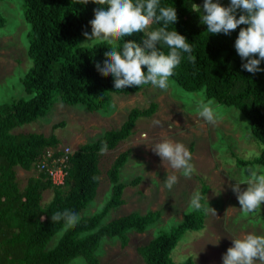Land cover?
I'll use <instances>...</instances> for the list:
<instances>
[{"label": "trees", "instance_id": "16d2710c", "mask_svg": "<svg viewBox=\"0 0 264 264\" xmlns=\"http://www.w3.org/2000/svg\"><path fill=\"white\" fill-rule=\"evenodd\" d=\"M23 17L29 24L27 54L31 66L21 78L27 98L0 103V264H68L77 257L86 264H98L95 251L101 240L117 237L122 247L129 241L127 232H143L160 217L159 210L145 213L129 212L101 224L107 211L124 202L125 183L119 180L120 168L128 158L129 149L121 151L106 173L111 184L110 198L96 213L78 218L77 223L66 225L63 217L52 219L51 214L68 208L78 213L96 196L100 182L98 165L100 148H114L128 138L140 116H150L157 109L151 101L143 108L132 107L118 128L106 130L96 140L85 142L69 157L64 184L54 186L42 171L27 178L20 188L16 180V167L24 170L35 164L46 147H57L59 139L54 133H14L19 125L44 116L54 102L83 104L89 110L105 108L110 94H129L142 86L113 89L110 74L98 70L95 60L103 61L106 40L82 46L84 31H90L88 21L95 14V4L73 3V0H20ZM99 3V0H96ZM161 5L173 6L177 20L169 30H175L192 44L194 61L182 57L174 69L173 81L191 92L201 91L204 97L234 106L249 121L252 136L262 145L259 154L251 159L237 158L239 165H264V71L249 73L241 68L242 61L233 43L240 27L229 35L208 34L206 25L199 22V13L192 11L193 3L202 0H160ZM227 5L228 0H220ZM0 13V27L5 23ZM146 35L134 33L122 39L139 40ZM122 42V41H121ZM167 53L163 44L157 45ZM264 68V62L259 65ZM143 70V66H142ZM149 86V85H147ZM59 121L52 129L63 126ZM140 177L128 182L135 185ZM52 189V197L42 204V192ZM203 187L201 192H205ZM203 211H190L168 231H160L147 243L137 247L145 264H175L170 256L186 230L203 228ZM62 229L56 244L47 247L52 236ZM181 264H196L187 257Z\"/></svg>", "mask_w": 264, "mask_h": 264}, {"label": "rangeland", "instance_id": "374dc122", "mask_svg": "<svg viewBox=\"0 0 264 264\" xmlns=\"http://www.w3.org/2000/svg\"><path fill=\"white\" fill-rule=\"evenodd\" d=\"M0 13L5 23L0 27V103L18 98H27L21 78L31 66L27 54L29 24L23 17L20 0H0ZM95 36L83 38L93 39ZM101 39L97 38V41ZM96 41V42H97ZM170 80L173 79L170 77ZM203 95L201 91L191 92L177 85L174 81L167 90H160L151 85L144 86L137 92L129 94H110V101L103 109L89 110L83 104H66L54 102L51 109L36 120L19 125L14 133L41 132L46 135L54 133L59 139L58 147L68 146L73 152L85 142L96 140L106 130L120 126L132 107L143 108L151 101L157 103L156 111L150 116L136 119L131 135L118 142L111 149L100 153L98 165L100 182L96 196L78 213V218L98 212L111 194V184L107 169L115 157L123 150L129 149L126 162L120 168L119 180L125 183L122 198L124 202L110 208L103 216L101 224L136 211L145 213L148 210H159L160 217L150 224L145 231L129 230V241L126 246L120 245L117 237H104L95 256L98 264H145L137 252V247L147 243L160 231H168L183 216L192 211L188 200L193 191L206 187L205 196L211 209L204 213L203 228L186 230L171 251L175 264H181L190 257L196 264H222L221 258L231 246V238L243 233L264 235V202L260 212L250 216L241 214L236 194L230 178H238L239 165L237 158L251 159L257 156L262 145L252 136L248 119L234 106H227L215 101L214 107L219 111V119L207 123L200 118L194 109L193 98ZM204 96V95H203ZM238 115L236 119V112ZM159 120L160 125H153ZM63 121V126L52 129L56 122ZM182 142L191 152L193 172L189 177L180 175L152 151L151 146L162 139ZM16 180L20 188L24 187L31 175L38 170H24L16 167ZM175 173L177 183L171 190L163 187L166 175ZM247 170L245 169V175ZM139 176L135 185L128 182ZM230 177V178H229ZM241 190L246 185H240ZM52 189L42 192V204L52 197ZM62 229L55 233L47 247L54 246ZM85 259L77 257L74 261Z\"/></svg>", "mask_w": 264, "mask_h": 264}, {"label": "clouds", "instance_id": "9594fccd", "mask_svg": "<svg viewBox=\"0 0 264 264\" xmlns=\"http://www.w3.org/2000/svg\"><path fill=\"white\" fill-rule=\"evenodd\" d=\"M89 2L95 4V14L88 21L91 30L82 32V35L96 38L85 39L82 43L95 44L97 38L107 41L109 46L104 49L103 61L97 59L95 64L99 71L111 75L113 89L151 85L167 90L173 83L170 77L182 57L189 62L194 61L192 44L177 31L169 30V25L173 26L177 20L173 6L161 5L160 0H99V3L96 0H73V3L81 5ZM192 11L199 13V22L206 25L208 34L229 35L237 26L245 25L239 28L233 43L242 61L240 66L249 73L264 71L259 67L264 62V0H228L226 6L220 0H202L201 6L193 3ZM145 31L146 35L139 42L122 39ZM158 44L165 45L167 53L160 50ZM193 104L196 114L203 121L214 124L219 119V111L211 97H194ZM237 115L238 110L236 119ZM153 125L159 126L160 121L154 120ZM151 149L180 175L189 177L192 174L191 152L182 142L166 138L155 142ZM106 150L107 145L102 144L99 151L103 153ZM177 179L175 173L166 175L163 187L171 190ZM230 179L235 181L231 188L236 194L241 214L250 216L260 212L264 202V165L243 166L239 169L238 178ZM241 184L246 188L241 190ZM188 208L203 212L211 209L215 215L208 206L205 192L199 190L191 193ZM61 217L66 221L65 227L78 221L77 213L68 208L51 214L52 219ZM221 261L222 264H264V235L243 233L231 238V246L226 249ZM73 264L83 262L77 260Z\"/></svg>", "mask_w": 264, "mask_h": 264}, {"label": "built area", "instance_id": "2783aa9c", "mask_svg": "<svg viewBox=\"0 0 264 264\" xmlns=\"http://www.w3.org/2000/svg\"><path fill=\"white\" fill-rule=\"evenodd\" d=\"M59 145V144H58ZM72 151L68 146L65 147H46L41 157L37 160L35 167L42 171L46 178L54 186H62L67 174L69 157Z\"/></svg>", "mask_w": 264, "mask_h": 264}]
</instances>
